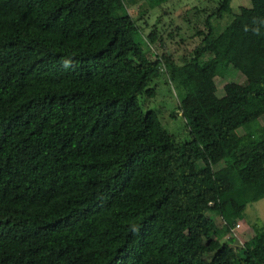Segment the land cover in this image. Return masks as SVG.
I'll list each match as a JSON object with an SVG mask.
<instances>
[{
  "label": "trees",
  "instance_id": "trees-1",
  "mask_svg": "<svg viewBox=\"0 0 264 264\" xmlns=\"http://www.w3.org/2000/svg\"><path fill=\"white\" fill-rule=\"evenodd\" d=\"M207 1L188 34L170 0H0V264H264V229L221 239L264 197V125L235 133L264 115V0ZM163 77L184 141L138 103Z\"/></svg>",
  "mask_w": 264,
  "mask_h": 264
},
{
  "label": "rangeland",
  "instance_id": "rangeland-1",
  "mask_svg": "<svg viewBox=\"0 0 264 264\" xmlns=\"http://www.w3.org/2000/svg\"><path fill=\"white\" fill-rule=\"evenodd\" d=\"M173 1V2H172ZM172 2V3H171ZM207 0H170L164 4V7L168 10V17L166 20L173 19L175 24L180 25L182 27V31H188L186 28V22L180 17L182 13L191 7L198 5L199 3L207 4ZM232 8L236 13H240L244 18L247 16L249 9L252 6L251 0H232ZM164 8V10H165ZM162 8H157L154 10L148 11L145 14V7L142 3L130 7V12L136 18H143L148 15V20L150 24L155 23L157 16L161 13ZM228 18L225 17L223 21L214 20L213 23L220 30L223 26V23H226ZM188 34L191 32L188 31ZM198 42V41H197ZM195 43V42H194ZM175 46L177 47V43H174V46H166L170 48L171 51H174ZM152 49L162 52L164 48H162L159 43L154 44ZM185 49H180V52L184 53ZM245 79L242 72L231 68L229 73L224 78L217 79L218 91L216 95L218 97H222L225 95L224 85L229 81L243 82ZM153 87L156 88V95L149 97L146 95L141 96L138 99V103L141 104L146 111L147 109H157L159 112L160 119L163 122V125L172 133L176 135L179 141H184L189 139V127L186 123L185 118L181 115V111L179 109V99L176 94V90L173 89V86L163 77L154 81ZM176 110L177 116L173 117L171 112ZM260 125H264V115L261 116L256 122H252L248 125L242 126L235 132L238 135V140L250 129L256 128ZM200 166H203L201 164ZM222 166V164L218 165V167ZM217 221H220L219 216H215ZM244 224V227L241 226V229H235L227 234H225L221 239L222 242L228 241L230 236L235 238L233 242V246L235 248L241 249L246 242H250L251 239L254 238L257 231L264 229V197L259 201H256L250 204L244 215L241 217L240 221Z\"/></svg>",
  "mask_w": 264,
  "mask_h": 264
},
{
  "label": "built area",
  "instance_id": "built-area-1",
  "mask_svg": "<svg viewBox=\"0 0 264 264\" xmlns=\"http://www.w3.org/2000/svg\"><path fill=\"white\" fill-rule=\"evenodd\" d=\"M240 227H241V224L238 222V223L236 224L235 228L232 229V231H234L235 229L237 230V229H239Z\"/></svg>",
  "mask_w": 264,
  "mask_h": 264
},
{
  "label": "crops",
  "instance_id": "crops-1",
  "mask_svg": "<svg viewBox=\"0 0 264 264\" xmlns=\"http://www.w3.org/2000/svg\"><path fill=\"white\" fill-rule=\"evenodd\" d=\"M239 223L241 224V226H243V227H244V224H243L242 222H239ZM239 229H241V228H239ZM239 229H238V230H239Z\"/></svg>",
  "mask_w": 264,
  "mask_h": 264
}]
</instances>
